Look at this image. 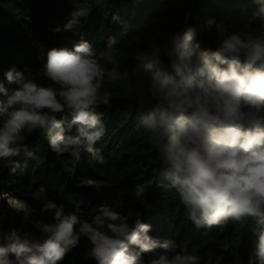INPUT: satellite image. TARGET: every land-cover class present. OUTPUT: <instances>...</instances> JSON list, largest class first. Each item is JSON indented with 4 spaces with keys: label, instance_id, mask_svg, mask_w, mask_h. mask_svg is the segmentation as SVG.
<instances>
[{
    "label": "clouds",
    "instance_id": "1",
    "mask_svg": "<svg viewBox=\"0 0 264 264\" xmlns=\"http://www.w3.org/2000/svg\"><path fill=\"white\" fill-rule=\"evenodd\" d=\"M69 2L77 9L74 16L87 17L79 0ZM105 2L95 0L97 6ZM253 2L249 20L239 27L215 17L192 23L186 12L182 28L164 40L153 37L136 54L132 73L118 59L117 36L97 50L79 21L53 27L54 34L70 31L79 39L47 49L37 71L13 65L0 80V161L15 175L21 164L13 158L33 157L26 140L41 131L57 156L78 162L87 153L103 165L97 144L106 126L98 109L112 103L104 82L131 77L145 136L187 219L207 230L254 220L246 258L241 253L231 264H264V0ZM206 33L215 34L214 46L203 49L197 38ZM32 199L42 203V215L51 213L49 222L31 220L27 200L0 191V201L41 233L38 238L15 227L0 229V264H61L82 238L90 242L95 264H201L175 240L150 235L153 226L142 212L121 213L102 202L89 220L49 199L43 185ZM141 204L147 206L145 198ZM223 262L222 255L212 260Z\"/></svg>",
    "mask_w": 264,
    "mask_h": 264
},
{
    "label": "trees",
    "instance_id": "2",
    "mask_svg": "<svg viewBox=\"0 0 264 264\" xmlns=\"http://www.w3.org/2000/svg\"><path fill=\"white\" fill-rule=\"evenodd\" d=\"M88 9L87 17L76 15L69 0H0V80L4 71L15 65L37 71L42 53L53 47L71 46L79 39L70 31L54 34L51 29L69 21H79L85 39L94 41L103 50L109 36L118 37L117 53L121 66L129 73L137 71L136 54L150 46L153 37L164 40L183 26L186 12L201 20L215 17L239 27L249 20L255 9L253 0H106L97 6L95 0H79ZM245 9L247 11H245ZM215 34L197 38L201 48L214 46ZM132 78L111 84L104 82L102 90L112 93V103L100 106L106 132L97 147L102 151L103 165L92 161L87 153L77 162L68 154L52 153L41 131L27 137L33 157L21 154L13 159L21 167L10 175L5 161H0V191H12L31 206V220H51V213L42 215L41 202L32 199L40 185L47 189L48 198L64 203L66 211L77 212L91 219L96 207L106 202L121 213L142 212L144 221L153 226L150 233L160 239L175 240L181 249L201 258V264H212L215 256H223V264L241 253L245 258L253 239L250 229L255 221L245 220L220 229H197L186 217L173 186L163 179V168L155 150L148 143L135 105L139 94L129 88ZM41 83L50 82L42 80ZM15 87V85H9ZM99 188V191L97 190ZM137 192L142 196H137ZM145 198L147 206L141 204ZM14 213L6 202L0 201V229L15 227L41 237L31 221ZM90 242L82 238L68 252L61 264H95L89 258Z\"/></svg>",
    "mask_w": 264,
    "mask_h": 264
}]
</instances>
